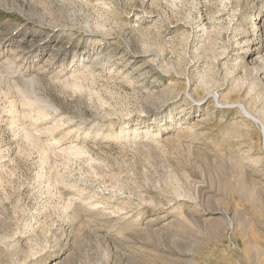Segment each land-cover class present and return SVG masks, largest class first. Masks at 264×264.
I'll list each match as a JSON object with an SVG mask.
<instances>
[{"label": "rangeland", "instance_id": "rangeland-1", "mask_svg": "<svg viewBox=\"0 0 264 264\" xmlns=\"http://www.w3.org/2000/svg\"><path fill=\"white\" fill-rule=\"evenodd\" d=\"M261 8L0 0V264H264V134L243 109L264 123ZM236 51L258 70L226 79ZM207 67L219 85L201 86ZM72 74L79 90L63 85ZM35 78L21 88L47 119L11 125L24 104L8 82ZM235 80L245 85L233 91ZM214 90L234 105L216 104ZM23 127L46 160L23 152ZM77 145L86 153L69 158Z\"/></svg>", "mask_w": 264, "mask_h": 264}, {"label": "bare ground", "instance_id": "bare-ground-1", "mask_svg": "<svg viewBox=\"0 0 264 264\" xmlns=\"http://www.w3.org/2000/svg\"><path fill=\"white\" fill-rule=\"evenodd\" d=\"M264 10H263V8H261L260 9V13H262ZM259 13V12H258ZM260 13L258 14V15H253L252 16V18H251V20L249 21V23H248V25L251 27V28H253V29H256L255 30V34L257 33L256 31H258L259 29V25L257 24V20L259 19L258 18V16L260 15ZM247 21V20H246ZM247 24V23H246ZM253 24H255V25H253ZM205 25V24H204ZM206 27V26H205ZM204 27V29H206ZM244 27V26H243ZM203 29V30H204ZM247 29V28H246ZM253 29H251V30H253ZM250 30V31H251ZM208 31V30H207ZM244 31V30H243ZM249 32V31H248ZM202 33V32H201ZM254 34V33H253ZM25 35V34H24ZM49 35V34H48ZM205 36V35H204ZM255 36V35H254ZM49 37V36H48ZM9 38V37H8ZM108 38V37H107ZM32 39V38H31ZM34 39V38H33ZM21 40H22V37H21ZM20 40V41H21ZM23 40H24V38H23ZM37 40V39H36ZM48 40V39H47ZM256 39H254L253 40V42L252 43H254V42H256L255 41ZM208 41H209V39L208 38H203V39H201L200 40V42L198 43V44H200L199 45V47H198V49L197 50H200V49H203L205 46H206V43H208ZM18 42V41H17ZM29 42H30V40H29ZM35 43V42H34ZM46 43V42H45ZM250 42H249V40L248 41H246L245 42V44H244V48L243 49H245V48H248V47H250L251 45V43L249 44ZM93 44V43H92ZM214 44V43H213ZM197 45V44H196ZM255 45V44H254ZM13 46V45H12ZM17 46V45H16ZM209 46V45H208ZM54 47V46H53ZM197 47V46H196ZM12 48V47H11ZM59 48V47H58ZM212 47H210V48H208L207 50H210V51H213L212 49H211ZM57 49V48H56ZM50 50V49H49ZM247 50V49H246ZM13 51V50H12ZM15 51H16V49H15ZM17 51H18V49H17ZM23 51V50H22ZM51 51V50H50ZM58 51V50H57ZM195 51V50H194ZM242 52V51H241ZM13 53V52H12ZM20 53V52H19ZM86 53V52H85ZM199 53V52H198ZM202 53V52H201ZM235 53V52H234ZM237 53V54H236ZM236 55L237 56H239V62H236L233 66H232V68L231 69H225V71H226V75H227V77H226V79L228 78H230L232 75L234 76L235 75V71L236 70H238V69H240V68H242L243 70H244V72L246 73V74H252L254 71H256V69L258 68H256V67H250V65H248L246 62H245V58H242L241 56L244 54V52H242V53H240V52H237L236 51ZM26 54H27V52H26ZM84 54V53H83ZM101 54V53H100ZM195 54H197V53H195ZM211 54V53H210ZM13 55H14V53H13ZM16 55V54H15ZM20 55V54H19ZM202 55V54H201ZM21 56V55H20ZM98 56V55H97ZM79 57V56H78ZM201 58V57H200ZM210 58V57H209ZM97 59V58H96ZM236 59V58H235ZM81 61V60H80ZM237 61V60H236ZM49 62V61H48ZM198 62V61H197ZM231 64V63H230ZM45 65V64H44ZM49 65V64H48ZM47 65V66H48ZM46 66V67H47ZM201 66V65H200ZM254 66H255V64H254ZM44 67V66H43ZM79 68V67H78ZM201 68V67H200ZM214 69V68H213ZM77 70H79V69H77ZM206 70H208V67H207V69ZM258 70V69H257ZM260 71V70H259ZM75 72V71H74ZM83 72V71H82ZM208 72L211 74V72H212V70L209 68V70L208 71H205V73H203L200 77H199V82L201 83V86H203V87H213V86H217V85H219V83H217V82H219V81H216V80H214L209 74H208ZM215 72V71H214ZM237 72V71H236ZM4 73V72H3ZM41 73V72H40ZM79 73V72H78ZM84 73V72H83ZM234 73V74H233ZM63 74V73H62ZM67 74V73H66ZM70 74V73H69ZM82 74V73H81ZM100 74V73H99ZM254 74V73H253ZM73 75V78L72 79H67L66 78V80L63 82V85L65 86V87H73L74 89L76 88L77 90H79L81 87H82V84H81V79H82V76H80V75H78L77 74V76H74L75 74H72ZM1 76V75H0ZM71 76V75H70ZM85 76H86V74H85ZM95 76V75H94ZM126 76V75H125ZM30 77V76H29ZM211 77V78H210ZM4 79V78H3ZM85 79H86V77H85ZM198 79V78H197ZM216 79V78H215ZM1 80V79H0ZM83 80V79H82ZM232 80V79H231ZM230 80V81H231ZM128 81V80H127ZM235 81H237V80H235ZM246 81V80H245ZM6 81L5 80H3V81H0V84H4ZM21 82V81H20ZM190 82V81H189ZM248 82V81H247ZM38 83V81H37V78H35V79H31V80H28L27 82H24L23 83V85H21V83H17V82H15L14 83V81L13 82H8V86L9 87H11L12 86V88H15L18 92H19V94L21 95V97H22V100H23V104H24V109H23V111H22V113H19V112H17V111H15V110H13V107H12V109H10V111L7 113V117H8V119L7 120H9V122H10V124L11 125H20V123H22V121L23 120H34L35 122H36V124L37 123H39V122H41V121H43V120H45V118L46 117H48V106H43V105H41L40 103V101L38 100V99H36L35 97H34V95H33V92L32 91H30V90H28V89H22L21 87H33L34 85H36ZM6 84V83H5ZM125 84V83H124ZM233 84H235L234 85V89H233V91H235V90H237V86H239V85H245V83H244V81H237V82H235V83H233ZM11 85V86H10ZM5 86V85H4ZM131 86V85H130ZM220 86H222V85H220ZM222 87H224V86H222ZM205 89V88H204ZM252 89V87L250 86V90ZM212 90V89H211ZM189 94V93H188ZM190 95V94H189ZM209 95V94H208ZM212 98H213V100H214V102L216 103V104H218V105H220V106H233L234 104H230V103H228V102H226L225 101V97H223V98H221V96L219 95V93L218 92H216L215 90H214V92L212 93ZM190 98H193V97H191L190 96ZM203 99H204V97H203ZM203 99H200V100H198V101H196V103L197 104H199ZM204 101V100H203ZM243 109H244V112L246 113V114H248L250 117H251V121H253L255 124H257L260 128H261V131H262V133L264 134V123H263V121H261V119H259L258 117H256V116H254V115H252V114H250L248 111H247V109L245 108V107H243ZM2 119V118H1ZM47 119V118H46ZM6 122V121H5ZM8 122V121H7ZM9 124V123H8ZM21 126V125H20ZM97 126V125H96ZM110 126V125H109ZM125 128V127H124ZM52 130V129H51ZM50 130V131H51ZM35 131V130H34ZM34 131L32 130V129H30V128H27V127H23V129H22V139H23V144H24V148H23V152L24 153H29L30 151H32V150H35V151H37L38 153H39V155H41V157L43 158V159H47L48 158V152H47V149H46V145H45V143H43L44 141H42V138H40L39 136H37L36 135V133H34ZM46 131V130H45ZM90 131V130H89ZM106 131V130H105ZM125 131V130H124ZM49 132V131H48ZM102 132H104V131H102ZM102 132H99L101 135H102ZM96 133V132H95ZM98 133V132H97ZM39 134H40V132H39ZM113 134V133H112ZM134 134L135 135H138V134H140L139 132H138V130L136 131H134ZM147 134V133H146ZM69 135H70V133H69ZM90 135V134H89ZM106 135V134H105ZM107 135H110V134H108L107 133ZM104 135H102V137H103ZM112 136V135H111ZM140 136V135H139ZM107 137V136H106ZM113 137H114V135H113ZM105 137H103V139H104ZM161 138V137H160ZM85 139V138H84ZM111 139V138H110ZM113 139V138H112ZM116 139V138H115ZM99 140H101V139H99ZM134 140V139H133ZM139 140V139H138ZM129 141V140H128ZM131 141V140H130ZM129 141V142H130ZM135 141H137V139L135 140ZM102 142V141H101ZM100 142V143H101ZM104 142H106V141H104ZM132 142V141H131ZM138 142V141H137ZM56 143V142H55ZM58 143V142H57ZM49 144V143H48ZM138 144V143H137ZM50 145V144H49ZM59 145V144H58ZM74 145V144H73ZM85 145V144H84ZM263 150H264V140H263ZM72 146V145H71ZM78 146V145H77ZM74 147V148H69L68 149V151H67V154H68V156H69V158L71 157H74V156H82V155H84L86 152H85V150H84V148H82V147ZM55 147V146H54ZM57 147V146H56ZM48 149H49V147H48ZM56 150H57V148H55ZM50 150V149H49ZM67 150V149H66ZM51 152H52V150H51ZM58 152H61V151H57V153ZM55 153V152H54ZM62 155H63V152H62ZM41 158V159H42ZM68 158V157H67ZM1 160H3V159H1ZM53 172V171H52ZM58 180H62V177H61V175L59 176H57L56 177ZM92 199V198H91ZM90 204V203H89ZM93 208H95V207H93ZM104 211V210H103ZM60 262H59V259H56V260H54V262H53V264H59Z\"/></svg>", "mask_w": 264, "mask_h": 264}]
</instances>
